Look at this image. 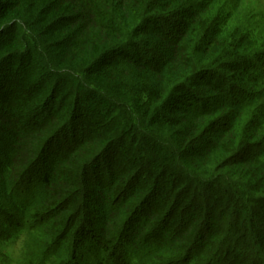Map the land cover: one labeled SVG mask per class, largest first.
<instances>
[{"label": "trees", "instance_id": "16d2710c", "mask_svg": "<svg viewBox=\"0 0 264 264\" xmlns=\"http://www.w3.org/2000/svg\"><path fill=\"white\" fill-rule=\"evenodd\" d=\"M239 12L0 0V241L39 264H264V46Z\"/></svg>", "mask_w": 264, "mask_h": 264}, {"label": "rangeland", "instance_id": "374dc122", "mask_svg": "<svg viewBox=\"0 0 264 264\" xmlns=\"http://www.w3.org/2000/svg\"><path fill=\"white\" fill-rule=\"evenodd\" d=\"M242 1L244 3L246 12H239L238 21L243 23V26H241L242 29H246L244 30V34L248 36V31L249 33L253 31V36L257 39V46L255 47H258L259 44H263L264 46V0H242ZM251 15H253L255 18L254 20L252 19V22L249 21ZM87 262L88 259H85V263ZM0 264H39V263L37 260H34V258H32V256L29 253L26 254V251L24 249V236L22 234H19L5 241H0ZM76 264H83V263L81 261Z\"/></svg>", "mask_w": 264, "mask_h": 264}]
</instances>
